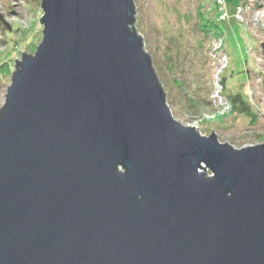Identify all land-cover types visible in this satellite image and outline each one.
Instances as JSON below:
<instances>
[{"label": "water", "instance_id": "1", "mask_svg": "<svg viewBox=\"0 0 264 264\" xmlns=\"http://www.w3.org/2000/svg\"><path fill=\"white\" fill-rule=\"evenodd\" d=\"M41 9L0 106V264H264V142L172 115L135 0Z\"/></svg>", "mask_w": 264, "mask_h": 264}, {"label": "rangeland", "instance_id": "2", "mask_svg": "<svg viewBox=\"0 0 264 264\" xmlns=\"http://www.w3.org/2000/svg\"><path fill=\"white\" fill-rule=\"evenodd\" d=\"M224 1L228 17L223 19L215 0H135L133 27L151 55L172 115L185 123L187 115L205 105L213 72L208 49L212 36L201 22L209 18L216 25L229 60L223 73L225 92H239L251 114L231 111L202 123L200 132L214 130L220 141L239 148L264 142V8L257 9V0H245L249 5L238 20L234 13L243 0ZM42 14L41 0H0V106L15 59L23 51L33 53L42 39Z\"/></svg>", "mask_w": 264, "mask_h": 264}, {"label": "built area", "instance_id": "3", "mask_svg": "<svg viewBox=\"0 0 264 264\" xmlns=\"http://www.w3.org/2000/svg\"><path fill=\"white\" fill-rule=\"evenodd\" d=\"M243 0L236 9L234 15L238 20L243 19V13L247 9L249 4H245ZM252 1L251 3H254ZM216 6H219V10L221 11V18H226L227 16V7L225 5L224 0H215ZM257 9L264 8V0H257ZM211 41L209 44V59L212 63V77L210 79V89L209 96L202 107V109L198 113H192L187 115V119L185 124L193 125L197 127V129L201 130V124L204 122H211L222 119L229 115L232 111L233 104L230 102V99L225 92V84L222 82V76L224 73V69L228 65V55L226 50L224 49V38L219 35H213L211 37ZM263 82V80L261 81Z\"/></svg>", "mask_w": 264, "mask_h": 264}, {"label": "trees", "instance_id": "4", "mask_svg": "<svg viewBox=\"0 0 264 264\" xmlns=\"http://www.w3.org/2000/svg\"><path fill=\"white\" fill-rule=\"evenodd\" d=\"M202 27L204 28L205 33L207 35L209 34L210 36L213 35H219V32L217 33V30L215 28L216 25L209 19L205 18L202 22ZM263 53V50H262ZM264 54V53H263ZM222 82L225 84V90H226V81H225V76L222 77ZM230 102L233 104L232 112H238V113H246V114H251L250 107H249V102L239 93V92H232V93H227ZM167 100H168V95H167Z\"/></svg>", "mask_w": 264, "mask_h": 264}]
</instances>
